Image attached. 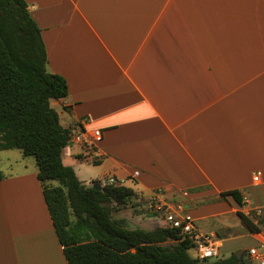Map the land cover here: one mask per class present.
I'll return each mask as SVG.
<instances>
[{
    "label": "crops",
    "instance_id": "obj_1",
    "mask_svg": "<svg viewBox=\"0 0 264 264\" xmlns=\"http://www.w3.org/2000/svg\"><path fill=\"white\" fill-rule=\"evenodd\" d=\"M27 2L48 70L68 82L67 96L51 99L60 122L71 135L104 133L98 157L71 139L64 163L83 182L132 187L140 201L188 193L201 200L190 203L195 219L237 213V226L201 232L247 230L264 250V221L251 232L239 214L264 211V0ZM30 162L21 149H0V264H68ZM83 164L99 169L84 176ZM229 190L240 201L221 196ZM151 211L133 225H166Z\"/></svg>",
    "mask_w": 264,
    "mask_h": 264
},
{
    "label": "trees",
    "instance_id": "obj_2",
    "mask_svg": "<svg viewBox=\"0 0 264 264\" xmlns=\"http://www.w3.org/2000/svg\"><path fill=\"white\" fill-rule=\"evenodd\" d=\"M47 62L42 30L27 0H0V149L19 148L35 156L68 264H254L237 252L214 259L192 256L191 242L177 228L131 227L114 216L136 191L117 181L96 189L64 163L71 130L60 122L51 99L67 96L69 87L63 75L48 70ZM227 195L240 201L238 190L221 193ZM239 214L249 231L260 230L263 217L256 222Z\"/></svg>",
    "mask_w": 264,
    "mask_h": 264
},
{
    "label": "rangeland",
    "instance_id": "obj_3",
    "mask_svg": "<svg viewBox=\"0 0 264 264\" xmlns=\"http://www.w3.org/2000/svg\"><path fill=\"white\" fill-rule=\"evenodd\" d=\"M12 149H19V148H12ZM18 151V150H14ZM36 162V158L33 155H28V168H31L32 162ZM69 161L65 160V163L69 165ZM82 166V174L85 176L87 174H90L92 172H96L99 169L98 165L94 164H83ZM29 170V169H28ZM100 182L103 184L105 180H110V179H105L104 177H99ZM87 185H93L91 180H86ZM51 183L53 184H58V181L52 180ZM161 191H156L151 194V196L146 197L144 200H136V195L134 198L130 199L128 203L119 211H116L114 213V216L116 217H123L128 221V225L131 227H135L134 221H135V216L139 212H147L148 214H151L152 207L156 205L158 200L163 203L164 205H174V204H181L183 205L184 209L189 211V209L192 207V204H194V201L196 203L200 202V199H194V198H189L190 196L188 193L183 192L182 197L177 198L178 193L177 192H172L170 195H160ZM113 204V203H112ZM191 205V206H190ZM154 209V208H153ZM161 213V210H155L153 213ZM134 217V218H133ZM252 217H255L253 214ZM228 222L229 224H232L233 226H237L238 224L242 223L240 217L238 216L237 213H228L225 215H219V216H208L206 218H200V219H195L194 218V223L196 224L197 229L201 231H208L210 232L212 229H217V230H223V223ZM210 234V233H209ZM226 237V238H225ZM225 237H219L215 236L216 239L220 238L222 241V245L219 248V255L216 257H212L211 259L214 258H224L232 254V251H236L237 253H246V249L254 245L256 242L253 239V237L249 234L247 230H241L237 231V229H234V232L231 235L225 236ZM192 255H196V252L194 249L190 251Z\"/></svg>",
    "mask_w": 264,
    "mask_h": 264
},
{
    "label": "built area",
    "instance_id": "obj_4",
    "mask_svg": "<svg viewBox=\"0 0 264 264\" xmlns=\"http://www.w3.org/2000/svg\"><path fill=\"white\" fill-rule=\"evenodd\" d=\"M103 131L96 127L86 129L81 127L79 131L71 135V139L83 144L88 149H93L96 157L99 156L101 141L103 140ZM254 180H259V173L254 175ZM113 182V178L110 180ZM153 206L155 210H161L166 225L177 228L184 239L191 242L192 248L196 250L199 258H212L219 255L221 244L215 238V235L200 232L194 223V216L190 211L184 209L181 204L164 205L159 200ZM263 208L258 207L254 211L256 222H259L263 214ZM246 258L254 264H264V250L258 246H251L247 249Z\"/></svg>",
    "mask_w": 264,
    "mask_h": 264
},
{
    "label": "water",
    "instance_id": "obj_5",
    "mask_svg": "<svg viewBox=\"0 0 264 264\" xmlns=\"http://www.w3.org/2000/svg\"><path fill=\"white\" fill-rule=\"evenodd\" d=\"M107 182H108V180H105V181L103 182V184H106ZM103 184L100 183V182H98V181H96V182L93 183V187L96 188V189H101L102 186H103ZM240 258H241V259H247L245 253H242V254L240 255ZM249 261H250V260H249Z\"/></svg>",
    "mask_w": 264,
    "mask_h": 264
}]
</instances>
